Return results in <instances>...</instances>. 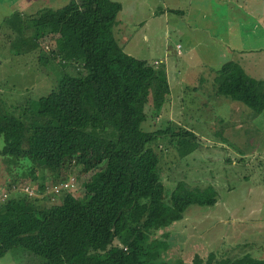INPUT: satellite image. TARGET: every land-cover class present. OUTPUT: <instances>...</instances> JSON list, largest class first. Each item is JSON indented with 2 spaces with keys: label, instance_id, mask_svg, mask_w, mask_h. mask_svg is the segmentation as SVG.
I'll use <instances>...</instances> for the list:
<instances>
[{
  "label": "trees",
  "instance_id": "16d2710c",
  "mask_svg": "<svg viewBox=\"0 0 264 264\" xmlns=\"http://www.w3.org/2000/svg\"><path fill=\"white\" fill-rule=\"evenodd\" d=\"M119 8L113 0H68L57 9L29 15L14 11L3 18L14 32L10 50L36 53L38 65L55 61L57 67L54 86L21 115L0 109L1 166L20 158L21 180L27 183L19 188L41 194L0 193L7 194L0 203V257L20 247L38 257V264H158L150 262L155 247L145 245V238L167 246V234L154 237L157 230L181 219L190 205L216 202L212 186L190 185L184 177L166 191L161 157L169 153L176 165L200 145V137L168 124L141 129L148 116L160 113L169 89L160 63L130 56L115 41L112 26ZM68 64L80 70L72 74L65 69ZM213 74L216 95L254 113L264 110V78L249 76L233 60ZM91 159L99 173L96 180L80 183L81 197L70 193L74 184L45 194L53 174L68 173L51 185L56 186L77 165L90 167ZM214 255L193 257H205L204 264L210 259L212 264H264V258L244 253Z\"/></svg>",
  "mask_w": 264,
  "mask_h": 264
},
{
  "label": "rangeland",
  "instance_id": "374dc122",
  "mask_svg": "<svg viewBox=\"0 0 264 264\" xmlns=\"http://www.w3.org/2000/svg\"><path fill=\"white\" fill-rule=\"evenodd\" d=\"M67 1L0 0L2 111L14 116L21 115L20 110L28 108L30 103L54 86L56 75L53 70L57 67L55 61L38 65L36 53L18 55L10 50L8 42L14 37V32L3 23V18L14 11L29 15L42 8L57 9ZM117 1L122 6L120 17L128 19L129 0ZM135 1L137 15L147 19L140 26L133 27L135 30L120 47L124 53L150 64L159 61L160 65L159 62L157 65L164 67L169 89L160 113L157 117L148 116L141 129L151 131L168 124L171 127L181 126L200 137V145L179 159L176 165H171L169 153L161 157L159 167L165 189L169 191L174 181L184 177L183 180L190 185L212 186L217 197L210 206H188L179 223L185 224L186 232L192 228L195 235L206 243L207 249L202 252L204 255L213 253L216 258H231L244 253L255 259L264 258V110L254 113L240 102L222 96L217 98L223 103H212L216 88L212 71L220 66L219 63L233 56L228 46L217 41L215 36L225 38L226 35L222 34L228 26V39L232 45L243 46L241 48L246 50L264 47V0L245 1L250 12L256 15L259 11L256 27L253 26L252 17L240 19L233 10H224L220 0H193L189 9L194 6L197 10L205 8L208 13L205 18L192 15L191 26L184 24V20L175 12H166L164 16L157 13L161 5L158 0H147L155 11L153 16H149L150 9L142 5V0ZM177 1L181 7L186 4V0ZM231 2L234 3V0ZM166 49H172L177 54L166 55ZM65 69L72 74L80 70L70 64ZM204 101H208V104H204ZM95 164L96 161L91 159L90 167H74L73 173H69L74 178V189L70 193L81 197L84 190L80 183L83 180H96L99 169L93 167ZM166 166L169 169L166 170ZM22 171L20 158H10L5 169L0 163V189L3 188L0 193L19 191V186L27 183L21 180ZM66 174L63 171L53 174L45 190ZM2 184L11 186L13 190L2 187ZM30 185L34 186L33 183ZM33 191L36 196H41L36 188ZM165 206L168 208L167 202ZM192 239L174 240L175 246L168 241L166 246L146 237L144 244L155 247V255L150 262L204 264L205 257L199 260L191 253L189 245ZM175 249L182 251L177 254ZM209 261L212 264L213 260ZM38 262V257L20 247L11 248L0 257V264Z\"/></svg>",
  "mask_w": 264,
  "mask_h": 264
},
{
  "label": "crops",
  "instance_id": "0c3cea01",
  "mask_svg": "<svg viewBox=\"0 0 264 264\" xmlns=\"http://www.w3.org/2000/svg\"><path fill=\"white\" fill-rule=\"evenodd\" d=\"M113 1H117V0H113ZM154 1V0H153ZM157 1V0H156ZM160 5L159 10L157 11L160 15L164 16L167 11L168 8L170 9H175L177 10V14L180 15V17L182 18L181 20H184V24L191 26V16L195 15V16H200L201 18H205L208 13V11L204 8V9H200L197 10L194 7H191L189 9V4L193 2V0H186V4L183 5L184 7H181V5H179L180 3H178L179 1L177 0H158ZM185 1V0H182ZM222 1V5L224 7V10L230 11L233 10L237 16L240 17V19L243 18H247V17H252V22H253V26L256 27L257 23L259 22V11L258 13L255 15L254 13L250 12L247 7V4H245V1L248 0H240V1H236L234 0V3L231 2V0H220ZM263 1V0H262ZM120 4V8L117 11L116 15H115V19H114V23L112 26V32H113V36L115 41L117 42V44L120 46L122 43H124L126 41V39L128 37H130L131 33L135 30L133 27H136L137 25L140 26L143 22L146 21V17H140L137 15L136 13V5L137 2L135 0H133L132 2L129 0V9H128V14L129 17L128 19L124 20L120 17L121 12H122V6L120 1H117ZM139 5H141V1L139 2ZM142 5L144 7L148 6V10L149 11V16H153L155 15V11L153 12V7L148 5L147 0H142ZM259 6V4H257ZM230 7V8H228ZM225 15L227 16V13H225ZM188 18V19H187ZM128 24H131L130 27H128ZM195 24V23H194ZM230 28L228 26H226L225 31L222 35H226L225 38L221 37V36H215V39L219 42L224 43L225 46H228L227 48L229 49V51L232 53V58L230 60L236 61L239 63V65L243 68V70L251 77L256 78V79H263L264 78V47H254V49H243L239 46H234L231 44L230 40L228 39V34H229ZM212 35V34H211ZM166 55H169L170 53H176L174 50H169L166 49L165 51ZM177 54V53H176ZM175 54V55H176ZM171 55V54H170ZM169 55V56H170ZM154 62V61H153ZM152 62V63H153ZM159 62V61H158ZM225 62V61H223ZM222 62V63H223ZM160 63V62H159ZM222 63H219L220 65ZM213 72V71H212ZM218 95L215 94V92H213V96L215 99L212 100V103L215 105L221 104L223 103V100H220V98L218 97ZM208 104V101L206 102ZM204 101V104H206ZM202 104V105H204ZM217 119V118H216ZM219 120H221V117L219 118ZM183 217V214H182ZM182 219V218H181ZM177 220L172 222L170 225H168L167 227H165L164 229H160L157 230L155 232L154 237H160L163 238V234H167L166 238H163L164 241L168 242V241H172V243L175 246L174 240H187L190 238H193L191 240V246L190 250L192 249L191 253L195 254V253H200L202 254L203 251H205L206 248V243L202 241V239H200L198 236L195 235V233L192 231V228H189L190 231L186 232L184 229L185 224H183L182 222L179 223V221L181 220ZM177 254H180L182 249L177 250Z\"/></svg>",
  "mask_w": 264,
  "mask_h": 264
},
{
  "label": "built area",
  "instance_id": "2783aa9c",
  "mask_svg": "<svg viewBox=\"0 0 264 264\" xmlns=\"http://www.w3.org/2000/svg\"><path fill=\"white\" fill-rule=\"evenodd\" d=\"M178 47V44L176 45ZM156 61L153 62V64L156 65ZM74 184V179L72 177H70L68 180L64 181V182H61L59 183L58 185L56 186H51L48 188V190L46 192H52L54 194H58L61 190H68L70 189ZM19 190H22L23 192H27L28 194H34V191H32L31 188L29 187H22V188H19ZM35 195V194H34ZM7 196V194H3L2 196H0V203L2 201H4L5 197Z\"/></svg>",
  "mask_w": 264,
  "mask_h": 264
}]
</instances>
